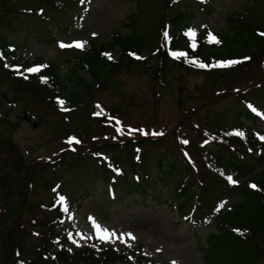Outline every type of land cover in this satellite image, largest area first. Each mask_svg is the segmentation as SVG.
<instances>
[{
  "label": "trees",
  "instance_id": "obj_1",
  "mask_svg": "<svg viewBox=\"0 0 264 264\" xmlns=\"http://www.w3.org/2000/svg\"><path fill=\"white\" fill-rule=\"evenodd\" d=\"M132 2L138 8L135 14H130L128 23L124 25L130 30L127 35L115 33L107 41L95 40L86 52H64L65 62H75L73 73L67 79H60L62 65L50 64L49 69L26 74L22 79L17 74L19 72L12 69L10 72L7 68L11 84L16 87L18 95L27 97L29 103H41L56 111L59 106L54 97L55 85L61 80L62 84H58L61 91H57L67 93L75 107H87L96 89L100 92L112 89L118 91L120 85L115 79L123 72L138 71L147 75L149 85L154 86V95L159 97L158 89L167 88L168 80L174 77L178 67L187 72L206 74L212 86L223 88V91H217L219 95L241 81H249L250 85L242 90L235 88L230 103L214 115L210 126L202 130L198 125L195 130L203 137L200 148H194L199 159L205 160L203 164L192 157L188 148L190 141L179 138L177 154L166 152L157 158L152 157L149 166H145L151 144L144 136L127 133L126 140L120 139V143L104 139L100 144L90 146L83 155H78L79 152L67 153L64 159L56 160L54 170L48 165H42L38 170L26 169L24 178L30 177L31 184L27 183L29 189L33 188L34 192L47 191L48 201L38 204L37 212L31 214L30 222L34 224L28 230L31 236L22 232L25 235L21 237L20 243L28 236L32 240L23 243V246L14 248L18 219L12 218V224H5L3 228L0 222V264H12L13 258V264H129V256L112 247L100 249L96 244H78L74 251L66 249L72 236L66 232L62 220L69 221L72 209L76 206V200L66 192L71 183L70 176L79 165L82 166L81 172L84 169L93 170L99 163L104 164L106 161L112 162L108 167L111 169L122 168L125 161L131 165L130 178L125 177L126 172L123 170L107 178L114 196L113 202L124 199L123 191L131 192L127 196L135 193L142 196L150 183L157 185L167 181L165 188L173 184L178 187L176 191L179 193L173 195L172 199L177 203L181 215L192 213L203 218L206 210L219 211L220 222L227 229H221L223 234L209 236L205 251L215 252H211L212 257L207 260V264H256L259 261L263 253L259 241L264 237V133L257 128L259 122L264 124V80L257 81L255 72L259 65L264 66V0H249L244 11L231 14L228 27L220 33L204 27L194 36L188 35L183 24L198 2ZM167 2L177 4L171 8L170 28L164 27L162 21ZM199 5L204 7V3ZM54 13H59L55 17L72 13L80 20L89 13L87 0H0V54H7L6 33L15 32L19 26L40 40L46 39L49 32V38L52 39L49 42L55 41L53 31L49 30L50 25L46 24L55 18L52 16ZM19 15L23 16L22 20ZM213 36L219 43L211 42ZM173 49H179L186 55L180 61H174L170 57ZM107 51H120V57L109 60L105 56ZM193 60L196 63H192ZM229 62L237 63H231L228 67L217 66ZM201 64L206 67H201ZM85 71L89 72V78L81 74ZM69 84L72 89H69ZM110 111L111 114L115 113L112 109ZM80 116L75 118L76 122H79ZM86 127L81 128L85 130ZM61 129L65 130L64 127ZM237 132L242 135H236ZM73 134L81 135L79 132ZM138 165H141L143 172L137 170ZM44 172H48L49 177H41ZM1 174L0 185L5 189L9 177ZM117 175L125 178L117 179ZM253 184L255 188L250 187ZM197 188L204 196L202 205L193 202V196L197 195L191 191ZM233 195H239L240 200L230 210L221 211L220 205ZM3 210L0 206V214ZM43 211H46L44 218L40 215ZM231 242L234 248L232 255L220 260L222 246L226 248Z\"/></svg>",
  "mask_w": 264,
  "mask_h": 264
},
{
  "label": "rangeland",
  "instance_id": "obj_2",
  "mask_svg": "<svg viewBox=\"0 0 264 264\" xmlns=\"http://www.w3.org/2000/svg\"><path fill=\"white\" fill-rule=\"evenodd\" d=\"M247 3L249 0H210L205 8L196 7L192 11L191 17L184 22L183 27L208 25L221 32L228 27L231 14H240L245 10ZM137 8L132 0H90V13L82 20L81 29H71L67 33H61L54 31L52 26L49 27V30L53 31L52 34L56 35L58 44L53 43L54 41L49 42L52 40L49 38L51 35L49 32L46 39L40 40L28 34L26 28L21 26L13 33H6L7 41L17 47L16 55H24L23 61L30 62L43 58L59 66L62 65L60 79H67L73 73L75 62H65L66 57L62 50L72 47L60 45L83 42V47H77L82 49L90 39L99 38L107 41L113 33L127 35L130 30L124 25L128 23L130 14L137 12ZM170 13L171 8L167 3V9L163 13L165 22H170ZM57 14L59 13H54L52 16L55 17ZM71 16L72 14L59 15L51 18V21L54 19L56 25L61 19L62 23L55 26L61 29L70 24ZM19 19L22 20L23 16ZM51 21L46 24L51 25ZM30 26L33 27V24ZM21 67L25 71L23 64ZM1 70L0 172L9 179L5 189L0 185V206L4 209L0 214V222L3 228L5 224V226L12 224V218L18 219L14 248L32 240L28 236L20 243L21 237L23 238L25 234L31 236L28 231L34 225L30 222L31 214L37 212V205L47 202L46 198L49 196L47 191L30 193L27 186L30 177L24 178L26 169L38 170L45 159L54 158L52 155L64 147L62 140L68 134L79 132L86 144L85 148L102 142L104 137L109 139L107 142L115 143L114 141L118 139L128 137L127 133L144 136L151 144L147 150L149 156L147 153L145 166H149V159L152 157L157 158L166 152L177 154V143L181 138L190 141L188 148L192 157L199 164H203L205 160H200L194 150L196 147L200 148L203 137L195 130L198 125L202 130L210 126L214 115L224 110L230 103L235 95V88L242 90L250 85L249 81H241L231 85L224 94L219 95L217 91H223V88L212 86L206 74L187 72L178 67L175 69L174 77L168 80L167 88L158 89L160 96L157 97L154 95V86L149 85L146 74H140L138 71L123 72L115 79L120 85L118 91L112 89L96 92L88 106L79 108L69 117L71 121L66 122L58 111L40 105L41 103H29L27 97L19 96L16 87L11 84L10 75ZM81 74L89 78L87 71ZM255 79L259 82L264 80V66H258ZM69 86V89H72V85ZM93 101L99 104L96 105ZM96 106L99 110L105 108L111 112L112 109L118 113L115 116L123 121L121 127H113L106 120L108 113L105 109V114L97 117L93 112ZM79 116L81 119L76 122L75 118ZM247 125L252 124L247 123ZM82 126L87 127L83 130ZM257 129L264 133V126L261 123ZM153 133H163V135L156 136ZM82 153L83 151L80 155ZM123 167L126 177L130 178L132 174L130 163L125 161ZM81 169V165L75 168V173L70 176L71 183L66 188V192L76 200L79 208L69 225V231H74L78 241L123 249L133 255L145 257L154 264H173V262L207 264L206 260L211 259V252L215 251H205V248L208 237L213 236L216 230L209 228L195 232L188 222L180 221V217L171 209L170 204L173 200L172 196L177 194L178 187H175V184L165 188L167 181L157 182V185L146 188V193L142 196L136 193L127 196L131 192L126 190L123 191L126 196L124 199L113 202L107 193L108 181L105 178L108 176L103 172V168L84 169L80 172ZM137 170L143 172L141 167ZM41 177L47 178L49 173L44 172ZM23 195L26 197L22 198ZM240 198L239 195H233L227 206L237 204ZM15 202L16 205H13ZM45 214L46 211L40 213L42 218ZM97 225L100 226V230L97 229ZM104 229L116 235L101 240L99 237L105 235ZM22 232L25 234L22 235ZM129 233L135 239L129 238ZM219 233L224 232L219 230ZM73 241L76 242L74 237L67 246L69 250L76 245ZM259 245L263 253L256 264H264V237L259 241ZM233 251L232 242L226 248L222 246L220 260L230 258Z\"/></svg>",
  "mask_w": 264,
  "mask_h": 264
},
{
  "label": "snow or ice",
  "instance_id": "obj_3",
  "mask_svg": "<svg viewBox=\"0 0 264 264\" xmlns=\"http://www.w3.org/2000/svg\"><path fill=\"white\" fill-rule=\"evenodd\" d=\"M188 35H190V36H194L195 33H194V32H189ZM262 35H264V34H262ZM165 36L167 37V33H165ZM211 42L219 43V41L216 40L214 36L211 38ZM60 46H61V47H73V46H75V47H83V42H76L74 45H70V44H61ZM193 47H195V45H193ZM172 55H173L174 57H179V56L186 55V54H185V53H176V52H173ZM2 58H3V57L0 56V59H2ZM137 59H140V57H137ZM191 62H192V63H196V61H194V60L191 61ZM231 63H237V62H229L228 64H219V65H217V66H220V67H228V66H230ZM200 66H201V67H206V65H203V64H201ZM30 71L35 72V71H38V69H31ZM60 104L63 105V104H64V101H60ZM64 110H66V109H64ZM153 135H163V133H153ZM236 135H242V134L239 133V132H237ZM72 142H73L72 140H69V141H68V143H72ZM75 142H76V143H79V141H75ZM184 143H187V141H184ZM73 150H75V149H73ZM229 180H231V177H229ZM250 187L255 188L256 185L253 184V185H250ZM61 201L63 202V198H61ZM223 206H224L223 204L220 205V207H223ZM65 211H68V209L65 208ZM97 229L100 230V226H99V225H97ZM103 231H104L105 235L99 237L101 240H104L106 237L110 239L111 236H115V235H116L114 232L109 233L108 230H106V229H104ZM128 236H129V238H131V239H135V237H133L131 233H129ZM73 243H76V242L73 241ZM173 264H175V262H173Z\"/></svg>",
  "mask_w": 264,
  "mask_h": 264
}]
</instances>
